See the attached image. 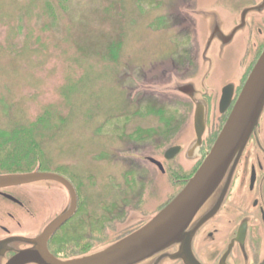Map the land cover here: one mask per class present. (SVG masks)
I'll list each match as a JSON object with an SVG mask.
<instances>
[{"label":"rangeland","instance_id":"rangeland-1","mask_svg":"<svg viewBox=\"0 0 264 264\" xmlns=\"http://www.w3.org/2000/svg\"><path fill=\"white\" fill-rule=\"evenodd\" d=\"M190 1L197 9L224 10L217 0H0V131L36 124L41 169L62 173L79 190L81 212L56 236L59 253L93 247L91 237L107 242L112 233L97 230L109 216L132 209L134 200L153 212L179 188L173 179L144 187L119 155L130 151L133 133L150 131L152 152L188 132L181 120L189 104L147 91L136 103L131 96L134 82L162 84L177 65L184 70L186 50L195 44L182 12ZM234 52L215 61L214 79L227 76ZM57 187L61 206L65 194Z\"/></svg>","mask_w":264,"mask_h":264},{"label":"flooded vegetation","instance_id":"flooded-vegetation-1","mask_svg":"<svg viewBox=\"0 0 264 264\" xmlns=\"http://www.w3.org/2000/svg\"><path fill=\"white\" fill-rule=\"evenodd\" d=\"M188 3L184 4L185 8L192 10L190 7H193L191 6L193 4L191 1ZM216 4L224 8L221 24L223 34L218 31L219 36L211 41L206 50L204 71L207 70L208 65L212 69L217 59L233 50L235 63L228 65L227 76L218 79L213 78L210 69V72L204 76L202 87L199 85L197 88V101L205 108L206 113L203 139L198 148L191 149V144L196 140L193 119H189L194 104L182 96L180 99L170 95L175 101L190 105L189 114L186 119L182 117L181 120L183 122L181 127L188 121L189 126H186L188 132H182L184 138L181 141L179 140L181 136L177 138L180 142L176 141L151 152L148 142L151 141L152 136L150 131L131 135L130 151L123 154L121 158L126 159L127 163L134 167L131 172L138 175L144 187H149L152 183L155 186L158 185V179L162 181V185L164 181L168 184L167 181L173 179L179 185L175 195L195 174L215 143L249 74L264 51V0H217ZM227 13L230 19L227 18ZM189 21L195 27L196 21L193 22L190 19ZM223 35L232 37L230 41L224 43ZM194 42V46H189L188 51L186 50L184 70H180L181 64L175 68L177 70L174 73L179 79L195 78L202 69L203 49L197 43L196 37ZM142 92L144 91H133L131 98L134 103L139 101V97H143L140 94ZM171 120L166 119V124H169ZM168 127L169 125L167 130ZM154 135H156L155 132ZM156 146L157 144L154 143L152 147ZM189 146L191 151L189 149L187 152ZM171 147H178V150L171 157L165 158L166 151ZM158 162L163 166L162 172L159 170ZM34 169L59 173L55 170L41 169L40 161L34 164L32 170ZM22 172H28V170ZM3 173L8 172L0 171V174ZM65 177L76 192L75 211L49 234L46 242H43L45 229L68 205L69 196L66 189L61 184L49 180L0 188V264H6L19 251L34 248L35 242L44 246H41L44 252L47 251L60 259L80 256L137 229L174 196L159 204L153 212H145L141 204L134 200L129 204L132 209L125 211L126 207H123L116 214L109 216L105 224L103 223L97 230L100 234L106 232V236L107 233H112V237L107 242L98 243L97 237L96 239L91 237V242H97L93 247L88 249L85 247V250L79 253L70 251L66 255L59 253L55 238L59 231L81 212L82 203L78 188L69 177ZM56 187L60 195L65 194V201L61 206ZM32 190L42 196L34 195ZM224 192L225 194L221 197L214 193L194 215L192 222L195 230L191 239L189 257L166 259L164 264H264V108L244 145ZM4 194L11 195L15 200L7 198ZM134 198L137 199V197ZM44 202L48 205L45 206ZM16 236L21 240L17 242L12 240V237ZM24 238H29L30 241L32 239V242H25ZM170 250L174 252L176 247ZM155 262L156 257H153L137 264H155ZM28 264H35V262Z\"/></svg>","mask_w":264,"mask_h":264},{"label":"water","instance_id":"water-1","mask_svg":"<svg viewBox=\"0 0 264 264\" xmlns=\"http://www.w3.org/2000/svg\"><path fill=\"white\" fill-rule=\"evenodd\" d=\"M189 12L197 20V31L199 24L206 23L203 26L206 28L207 35L205 34L202 40L199 39L200 47L203 49L201 58L203 64L199 75L192 79H178L172 75L162 84L139 83L138 90L172 93L193 102L194 109L190 119H193L196 140L191 147L196 149L203 138L206 119L205 108L197 101V88L199 85L202 87L204 76L210 72L209 65L204 71V56L211 41L220 33L223 34L221 24L224 17L223 12L218 13L214 9L202 8ZM223 36L224 43L230 41L232 37ZM263 107L264 51L249 74L224 127L201 166L179 193L163 209L149 217L145 224L114 242L69 259L56 258L47 251L44 252L42 249L44 246L35 242L34 248L19 251L6 264H28L29 262H35V264H137L153 257H156L155 264H164L166 259L188 258L195 230L192 222L194 215L214 193L218 194V197L225 194L224 191L229 185L244 145L255 128ZM46 180L61 184L66 189L69 199L68 205L45 229L43 242H46L49 234L75 211L76 194L72 185L59 174L39 172L37 169L27 173L0 174V188ZM4 196L15 200L11 195L4 194ZM12 240L17 242L21 239L16 236L12 237ZM24 241L31 243L32 239L30 241L29 238H24ZM173 247H176L174 252L170 250Z\"/></svg>","mask_w":264,"mask_h":264},{"label":"trees","instance_id":"trees-1","mask_svg":"<svg viewBox=\"0 0 264 264\" xmlns=\"http://www.w3.org/2000/svg\"><path fill=\"white\" fill-rule=\"evenodd\" d=\"M35 127L36 124L29 127L15 125L6 131H0V150L4 151L0 171H22L25 162L26 170H30L29 168L42 158Z\"/></svg>","mask_w":264,"mask_h":264}]
</instances>
